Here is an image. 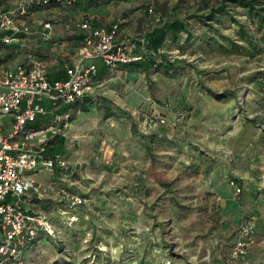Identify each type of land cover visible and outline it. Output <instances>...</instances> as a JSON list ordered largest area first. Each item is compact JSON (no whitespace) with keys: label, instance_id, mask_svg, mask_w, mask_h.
<instances>
[{"label":"rangeland","instance_id":"1","mask_svg":"<svg viewBox=\"0 0 264 264\" xmlns=\"http://www.w3.org/2000/svg\"><path fill=\"white\" fill-rule=\"evenodd\" d=\"M248 29L255 43H241L247 56L210 47L172 72L158 64L145 74L103 73L96 102L80 105L72 120L77 138L61 148L78 173L30 176L43 184L58 177L61 186L91 197V205L69 229L61 197L31 206L47 215L56 234L40 235L26 264H264L263 218L253 222L258 234L248 257L231 259L251 192L236 195L227 176L234 171L236 181L247 182L238 176L244 170L240 135L250 139L246 158L263 151L256 136L264 134V91L257 81L264 75L263 32ZM207 34L201 28L198 43ZM201 82L218 95L237 96L201 102ZM147 114L169 126L154 148L143 137ZM0 124L5 135L12 132L11 116H0ZM262 191L252 194L255 208L264 207Z\"/></svg>","mask_w":264,"mask_h":264},{"label":"built area","instance_id":"2","mask_svg":"<svg viewBox=\"0 0 264 264\" xmlns=\"http://www.w3.org/2000/svg\"><path fill=\"white\" fill-rule=\"evenodd\" d=\"M57 1L74 3V0ZM51 2L29 0L8 11L0 9V33L4 35L1 41L7 45L19 42L20 35L29 34V29L19 25L18 19L28 15L29 6L46 7ZM148 13L155 23H160L161 18L155 14L152 4ZM121 24L111 29L94 28L90 22L79 24L85 32L83 45L75 62L66 68L65 79L51 80L45 63L33 57L17 72L0 73V116L13 118V130L9 135L4 134L0 124V264H26L25 256L39 231L55 236L47 215L32 212L30 207L35 199L58 196L70 209L91 203V197L71 193L56 182L43 184L30 176L69 168L61 154L51 156L49 149L56 139H66L71 130L73 110L61 112V108L74 107L87 98L97 97L94 79L99 63L115 72L121 66L144 61L147 39L119 42ZM43 26L47 30L52 28L50 23ZM260 82L264 87V78ZM41 120H44L42 124ZM155 126L153 122L148 123L146 132ZM229 184L236 195L242 194L243 188L235 179ZM260 188L264 189V174L260 177ZM255 243V224L245 219L239 225L231 259L244 260Z\"/></svg>","mask_w":264,"mask_h":264},{"label":"crops","instance_id":"3","mask_svg":"<svg viewBox=\"0 0 264 264\" xmlns=\"http://www.w3.org/2000/svg\"><path fill=\"white\" fill-rule=\"evenodd\" d=\"M28 1L0 0V9L8 11ZM194 3V0L190 2L192 6ZM150 4L154 6L157 15L159 14L162 17L163 22L172 21V19L176 18L173 17L175 12H178L179 19L186 27L194 26L195 24L194 21L187 18V15L180 14V12H186L185 9H182L183 6L185 7L188 4L186 0H153L152 2H149V0H74L72 5H68L65 1L52 0L47 7L29 6L28 15L18 19L17 23L19 25L29 29V34L20 35L19 42L9 45L4 44L1 41L4 35L0 33V73L2 74L4 71L17 72L29 63L30 57H33L45 63L51 80L66 77V68L75 62L83 45L85 32L78 27L79 24L90 22L94 28L111 29L115 24L121 22L118 41L122 42L126 39L137 41L146 38L148 33L158 26L147 13V8ZM46 23L51 24V30L45 29L43 25ZM157 53L165 56L171 52L165 47H161ZM195 56L192 54L178 55L174 58V61L176 59L177 61H183L181 63L185 64L187 60H191ZM183 67L185 66L183 65ZM147 70V68L144 70H132L125 66L119 68V73L123 72V74L127 75L133 72H140L145 74L148 73ZM194 70L196 69L194 68ZM105 71L108 70L99 63V72L94 79L96 95ZM46 106L49 107V103H46ZM64 110L61 108V112ZM43 122L44 120H41L40 124ZM75 135L74 126L72 125L68 137L64 139L63 147L68 143L74 142L75 138H77ZM240 136L243 143L239 150L244 156L241 155L239 161L243 163L244 170L239 172L238 176H240V181L245 180L247 182H244L245 184L243 183V185L237 182L243 188V193L251 190L247 199H244L248 205L244 214L248 216L246 219L257 223L262 218L264 219V207L255 208L254 195L252 194H257L259 191L263 192V189L261 190L260 188V177L264 174V134L259 133L256 135L259 140H263V151L258 153L255 159L251 157V160L245 157V153H247L246 147L249 148L248 141L250 139L244 133ZM58 145L57 142L53 141L52 148L54 146L58 147ZM95 155H98V153ZM227 176L230 180L237 178L234 175V171H230ZM56 178L52 182H56L58 177ZM262 196H264V193L260 194V197ZM257 234L258 230H256Z\"/></svg>","mask_w":264,"mask_h":264},{"label":"trees","instance_id":"4","mask_svg":"<svg viewBox=\"0 0 264 264\" xmlns=\"http://www.w3.org/2000/svg\"><path fill=\"white\" fill-rule=\"evenodd\" d=\"M186 1L190 6H183L182 9H185L186 12H180V14L187 15V18L189 20L194 21V26L190 25L186 27L181 19H179L178 12H175L173 16L176 18L168 22H163L162 17L158 14L161 18L160 23H158V26L156 28H153L146 37L148 45L145 48L144 61L126 65L127 67L132 70H144L145 68H147V71H151L154 67H158L159 64L162 68L166 69L169 72H172L178 70L179 68H185L183 67L184 64L181 63L183 61H177L176 59L174 61V58L176 56L183 54H201L202 52H205L204 49L207 50L210 47H212L211 51L220 52L222 54H226L227 51L233 50L236 54L242 55L244 52V55L247 56V53L249 51L247 50V48L242 47L241 43H245L246 45L255 43L254 35L248 29V27L252 28L253 26H256L258 31L263 32V34L261 35V41L264 42V0H217L216 2H210V0H194L195 3L193 4V6L192 4H190V2L193 0ZM149 2H152V0H149ZM155 14L157 13L155 12ZM148 15L150 16L149 13ZM151 18L153 17L151 16ZM247 24H249L248 27ZM201 28L207 29L208 33L207 35L201 37V39L203 40L202 44L204 45V48L202 44L198 43L200 41L198 32ZM225 32H230L232 34L225 35ZM161 47H165L171 53H167L165 56L159 55L157 52ZM260 55H262V59L264 60V51H262ZM107 70L109 72H113L109 69ZM195 73L197 74V72ZM261 78H264V75L260 76L257 81L259 82L261 89L264 91V87L260 82ZM61 79H65V77ZM201 84L202 86L199 88L200 95L198 96V99L201 102H204L206 99L213 100V98H211L212 96L220 101H225V98L229 99L232 96H237L236 91H228L225 92L226 95H218L217 90H209L207 89L206 85L203 84V82H201ZM207 90H209L208 92H210V94L207 92ZM96 100L97 98H87L74 107L65 109V111H68L70 109L73 110L74 118V115L80 112V110H78L80 105L94 103L96 102ZM138 111L140 114L142 112H145L142 111V109H139ZM146 117L148 119V123L153 122L156 124L155 127L148 129V132H144L143 134V137L147 141H149L150 147L154 148L157 145L158 141L169 134V126L167 125L166 120L163 117H154L155 119H152V117H148V114L146 115ZM161 120L165 121V123L161 124ZM64 139L65 138H59L54 141L59 145L58 147L54 146L53 148L51 146V148L49 149V155L52 156L61 154L63 156V154L61 153V147H63L62 144L65 142ZM68 163L69 168L67 170L58 169L56 172L61 174L68 173L70 176L77 174L78 172L76 167L71 165L70 161H68ZM56 183L58 184L57 181ZM58 185L59 187L65 188L71 193H75L70 189L61 186L60 184ZM38 201L40 200L35 199L33 205H35ZM90 205L91 203L85 206L70 209L68 207V204L65 202V207L68 210L66 211V213L71 214H67V217L62 218L65 222V228L69 229L71 223L78 221V215L83 214L82 209L88 208ZM32 212H35V210H32ZM72 217H75L76 220L72 221ZM50 223L55 230V227L53 226L51 221ZM42 234L51 237L45 231H39L38 236L32 243L30 249L36 246L39 237Z\"/></svg>","mask_w":264,"mask_h":264}]
</instances>
